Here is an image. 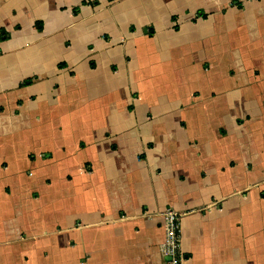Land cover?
<instances>
[{
	"label": "crops",
	"instance_id": "obj_1",
	"mask_svg": "<svg viewBox=\"0 0 264 264\" xmlns=\"http://www.w3.org/2000/svg\"><path fill=\"white\" fill-rule=\"evenodd\" d=\"M264 0H0V264H264Z\"/></svg>",
	"mask_w": 264,
	"mask_h": 264
},
{
	"label": "built area",
	"instance_id": "obj_2",
	"mask_svg": "<svg viewBox=\"0 0 264 264\" xmlns=\"http://www.w3.org/2000/svg\"><path fill=\"white\" fill-rule=\"evenodd\" d=\"M163 230L164 264H182L184 258L180 249V216L172 208H166L163 213Z\"/></svg>",
	"mask_w": 264,
	"mask_h": 264
}]
</instances>
